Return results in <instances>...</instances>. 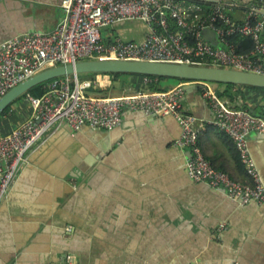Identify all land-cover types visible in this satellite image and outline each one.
Returning <instances> with one entry per match:
<instances>
[{
	"label": "crops",
	"instance_id": "1",
	"mask_svg": "<svg viewBox=\"0 0 264 264\" xmlns=\"http://www.w3.org/2000/svg\"><path fill=\"white\" fill-rule=\"evenodd\" d=\"M183 1L204 8L233 4L242 19L253 0ZM61 2L0 0V43L54 29ZM102 32L107 40L141 41L148 27L127 21ZM153 80L161 90L183 84V109L196 118L205 156L249 182L232 139L214 126L216 113L201 86ZM146 81L145 75L124 76L91 93L133 94L150 88ZM217 83L209 85L219 96L226 85ZM232 92V102L219 96L229 107L264 114V88L240 85ZM26 96L0 116L3 133L34 115ZM180 134L175 117L131 109L111 130L85 125L74 131L66 122L54 127L29 151L0 204V264H67L68 258L74 264H264V203L242 204L225 189L193 180L189 150L175 144ZM249 148L264 182V133L252 132Z\"/></svg>",
	"mask_w": 264,
	"mask_h": 264
},
{
	"label": "built area",
	"instance_id": "2",
	"mask_svg": "<svg viewBox=\"0 0 264 264\" xmlns=\"http://www.w3.org/2000/svg\"><path fill=\"white\" fill-rule=\"evenodd\" d=\"M62 17L54 29L15 35L0 43V97L38 72L61 64L93 59L149 60L209 65L264 75V0H253L236 18L234 5L220 2L209 8L183 0H62ZM127 21H140L148 32L141 41L122 36L104 39L102 30ZM211 30L214 45L204 37ZM252 40L249 51L229 37ZM49 80L44 93L26 97L34 115L10 133L0 128V204L16 181L29 151L54 127L66 122L74 131L89 125L111 130L121 125L125 109L171 115L181 126L175 144L189 150L186 167L195 181H204L242 204L264 203V182L249 148L252 132L264 133V116L227 105L204 80L201 86L216 116L214 126L232 139L245 173L243 182L218 169L205 156L193 114L183 109V84L170 89L143 88L122 96L93 95L91 89L110 86L113 76L97 72ZM153 79L147 77L148 81ZM67 264H74L68 258Z\"/></svg>",
	"mask_w": 264,
	"mask_h": 264
},
{
	"label": "water",
	"instance_id": "3",
	"mask_svg": "<svg viewBox=\"0 0 264 264\" xmlns=\"http://www.w3.org/2000/svg\"><path fill=\"white\" fill-rule=\"evenodd\" d=\"M213 36L216 37L215 33L211 30H206L204 32V37L210 40L214 45H217V40H211V37ZM97 72L134 73L147 76H165L264 88V75L232 68L149 60H126L112 58L93 59L79 61L75 64H61L46 68L12 87L2 97H0V116L14 101L18 100L37 85L46 83L49 80L64 75L89 74ZM252 112L257 113L256 111ZM258 114L264 116V114Z\"/></svg>",
	"mask_w": 264,
	"mask_h": 264
},
{
	"label": "trees",
	"instance_id": "4",
	"mask_svg": "<svg viewBox=\"0 0 264 264\" xmlns=\"http://www.w3.org/2000/svg\"><path fill=\"white\" fill-rule=\"evenodd\" d=\"M229 38L231 39V41L238 42L240 44L238 48H239V51H241V52L249 51L252 48V45H253L252 40L250 38H248V37H243V36H240V35H233V36H231ZM91 74L92 73H89L88 75H91ZM111 74L113 76V81L119 80V78L124 77V76H129V75H142V74H134V73H111ZM86 75L87 74H82L81 77H84ZM145 77H149L151 79H158V81L171 78V77H165V76H162L161 77V76H147V75H145ZM175 79H179V80H190V79H181V78H175ZM153 81L154 80H152V83L149 84V87L150 88H153V89L154 88L155 89H162V88L159 87L160 86L158 84L159 82H156L155 83ZM219 84L226 85V89L224 91H218L219 96L220 97H224L228 101H231L232 102L235 99L234 98L235 96H234V94L232 92V89L234 87H237V86H240V85H238V84H231V83H219ZM44 85H45V83L40 84V85H37L34 88L30 89L27 93L32 94V95H35V96H41L44 93ZM244 86L253 87V86H248V85H244ZM256 88H260V87H256Z\"/></svg>",
	"mask_w": 264,
	"mask_h": 264
},
{
	"label": "rangeland",
	"instance_id": "5",
	"mask_svg": "<svg viewBox=\"0 0 264 264\" xmlns=\"http://www.w3.org/2000/svg\"><path fill=\"white\" fill-rule=\"evenodd\" d=\"M131 23L133 24V22H131ZM131 23H129V24H131ZM135 31H136V29H135ZM134 34H136V32ZM169 79L174 80L175 78H169ZM174 81H176V80H174ZM207 82L210 83L211 85H215L216 84V82H213V81H207Z\"/></svg>",
	"mask_w": 264,
	"mask_h": 264
}]
</instances>
